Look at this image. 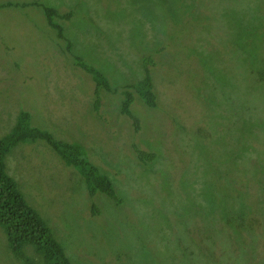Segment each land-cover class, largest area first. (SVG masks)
Wrapping results in <instances>:
<instances>
[{
    "label": "rangeland",
    "instance_id": "1",
    "mask_svg": "<svg viewBox=\"0 0 264 264\" xmlns=\"http://www.w3.org/2000/svg\"><path fill=\"white\" fill-rule=\"evenodd\" d=\"M38 2L66 15L57 18L63 30ZM0 4V138L27 111L32 126L81 145L116 190L90 194L44 140L6 153L7 173L72 264H264V0H130L166 20L157 41L148 31L149 54L165 58L150 67L159 106L134 89L125 101L137 133L131 118H114L124 86L145 75L127 44V0ZM75 60L102 71L114 92L98 102ZM0 264H24L1 228Z\"/></svg>",
    "mask_w": 264,
    "mask_h": 264
},
{
    "label": "trees",
    "instance_id": "2",
    "mask_svg": "<svg viewBox=\"0 0 264 264\" xmlns=\"http://www.w3.org/2000/svg\"><path fill=\"white\" fill-rule=\"evenodd\" d=\"M127 3L128 15L132 18L133 23L130 27L126 25L128 32L127 44L131 49L138 50V61L143 64L145 75L138 82L126 84L125 90L134 89L139 98L141 100L144 99L146 102L144 104L149 108H156L159 105L156 94L153 91L150 67L155 66L156 63H163L165 58L163 53H160L156 57L157 59L153 58L152 53L149 54L152 42L150 37H148V31L152 34L153 42L161 38L157 36L159 34L162 35V31L159 27L160 25L156 27L151 24L153 19L145 17L141 11L130 4V0H127ZM12 4L14 3L11 2L10 5ZM1 5L6 4H0V7H2ZM34 5L42 10L49 24L55 26L53 7L39 2ZM160 12L161 10L154 8L155 17ZM60 30L63 29L58 26L57 31L59 32ZM135 35H140L147 46L139 45L137 40L134 41L132 37ZM263 37L264 33L261 34L262 40ZM120 46H117L119 55H121L122 50ZM73 64L82 67L91 76L94 82V95L98 102L101 100L100 93L102 91L114 92L108 76H105L94 65L89 64L85 60H75ZM126 100L131 102L129 91L122 101L120 111L118 110V113H114V118L120 117L121 114H124L126 119L131 118L134 122L132 130L137 133V131H140L141 122L136 115L134 116L131 113L132 111L129 108L131 103H125ZM179 106L182 109L184 107L182 105ZM110 111L115 110L110 109ZM162 111L166 113V110L163 109ZM172 116V113H170V117ZM39 139L46 141L66 166L73 167L83 177L90 194L101 192L109 197H114V184L88 160L83 148L78 143L58 140L49 131L32 126L30 124V114L27 111H20L12 130L6 136L0 138V228L3 230L12 251L23 258L24 264H72L70 257L65 253L63 245L55 238L38 212L27 203L17 183L6 171L4 159L12 146L18 142H34ZM125 140L126 136H123V141ZM130 146L138 149L134 142H131ZM123 150L129 155V152L124 147ZM136 156L140 159L139 161H143V163L148 165L146 154H142V157L138 151L134 157ZM28 246L33 249L37 254L36 256L29 257L25 254L24 249Z\"/></svg>",
    "mask_w": 264,
    "mask_h": 264
},
{
    "label": "clouds",
    "instance_id": "3",
    "mask_svg": "<svg viewBox=\"0 0 264 264\" xmlns=\"http://www.w3.org/2000/svg\"><path fill=\"white\" fill-rule=\"evenodd\" d=\"M65 17V15H60V14H58V12H57V9L55 8V7H53V20H54V22H55V26H51L50 24H49V22H48V24L51 26V27H53V28H56L57 30H58V26H61L60 25V23L59 22H57V18H64ZM163 23H166V20H165V18H164V14H163V12L161 11L156 17H154V19L152 20V22H151V24H153L154 26H156V27H158L159 25H161V24H163ZM62 27V26H61ZM123 89H125V86H124V88ZM81 146V145H80ZM82 147V146H81ZM84 150V149H83ZM86 155V154H85ZM87 157V156H86ZM88 158V157H87ZM89 160V159H88ZM90 161V160H89ZM91 162V161H90ZM92 163V162H91ZM94 166H96L94 163H92ZM97 168H98V170H99V172L101 173V174H104L105 176H107L111 181H112V183H113V180L108 176V175H106L105 173H103V172H101V170L99 169V167L98 166H96ZM114 184V183H113ZM114 189H115V187H114ZM115 192H116V190H115ZM97 193H100V194H103V193H101V192H97ZM103 195H105V194H103Z\"/></svg>",
    "mask_w": 264,
    "mask_h": 264
}]
</instances>
